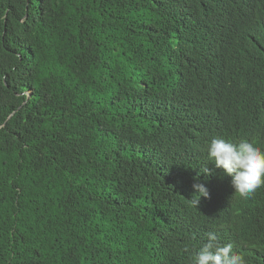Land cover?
Instances as JSON below:
<instances>
[{
  "label": "trees",
  "instance_id": "16d2710c",
  "mask_svg": "<svg viewBox=\"0 0 264 264\" xmlns=\"http://www.w3.org/2000/svg\"><path fill=\"white\" fill-rule=\"evenodd\" d=\"M216 138L264 150V0H0V264H264Z\"/></svg>",
  "mask_w": 264,
  "mask_h": 264
},
{
  "label": "clouds",
  "instance_id": "9594fccd",
  "mask_svg": "<svg viewBox=\"0 0 264 264\" xmlns=\"http://www.w3.org/2000/svg\"><path fill=\"white\" fill-rule=\"evenodd\" d=\"M210 161L232 176V186L239 198L249 199L264 186V150L254 140L238 143L216 138L207 144ZM203 171L208 172L207 167ZM197 190L192 198L198 204L199 197L209 196V190L200 182L193 185ZM191 264H246L245 258L233 251V244H221L215 233L207 234V241L193 255Z\"/></svg>",
  "mask_w": 264,
  "mask_h": 264
},
{
  "label": "bare ground",
  "instance_id": "6f19581e",
  "mask_svg": "<svg viewBox=\"0 0 264 264\" xmlns=\"http://www.w3.org/2000/svg\"><path fill=\"white\" fill-rule=\"evenodd\" d=\"M220 238V237H219Z\"/></svg>",
  "mask_w": 264,
  "mask_h": 264
}]
</instances>
